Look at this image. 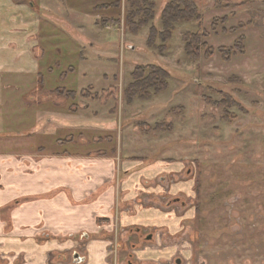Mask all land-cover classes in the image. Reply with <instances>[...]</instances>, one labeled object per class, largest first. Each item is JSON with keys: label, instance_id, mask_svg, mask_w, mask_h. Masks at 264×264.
Returning <instances> with one entry per match:
<instances>
[{"label": "rangeland", "instance_id": "1", "mask_svg": "<svg viewBox=\"0 0 264 264\" xmlns=\"http://www.w3.org/2000/svg\"><path fill=\"white\" fill-rule=\"evenodd\" d=\"M149 1L154 18L133 33L128 0H43L51 12L42 77L29 90L17 82V125L34 128L32 151L41 140L52 154L183 164L168 180L193 187L188 264H264V0H193L201 22L177 24L151 48L149 31L162 32L171 0ZM189 33L206 45L196 61L184 51ZM138 66L165 70L168 87L127 103ZM63 89L74 95H59Z\"/></svg>", "mask_w": 264, "mask_h": 264}, {"label": "crops", "instance_id": "2", "mask_svg": "<svg viewBox=\"0 0 264 264\" xmlns=\"http://www.w3.org/2000/svg\"><path fill=\"white\" fill-rule=\"evenodd\" d=\"M42 3L0 0V264H188L193 187L168 180L183 164L52 154L47 134L32 151L34 128L17 125V82L29 90L42 77L51 12Z\"/></svg>", "mask_w": 264, "mask_h": 264}, {"label": "trees", "instance_id": "3", "mask_svg": "<svg viewBox=\"0 0 264 264\" xmlns=\"http://www.w3.org/2000/svg\"><path fill=\"white\" fill-rule=\"evenodd\" d=\"M155 3L149 0H128V11L126 15L127 26L133 33H137L142 27L147 26L154 18ZM162 32L158 33L154 28L149 31L147 46H154L157 35L165 42L172 36L174 28L179 23L201 22L200 14L193 0H171L167 3L161 13ZM184 51L186 57L191 61L200 58L201 52L206 48L201 36L189 33L183 36ZM206 52L205 57H208ZM131 82L124 90V98L127 103L134 99L147 101L168 87L169 74L156 66L135 67L130 75ZM59 95L70 97L74 93L65 89L57 91Z\"/></svg>", "mask_w": 264, "mask_h": 264}, {"label": "water", "instance_id": "4", "mask_svg": "<svg viewBox=\"0 0 264 264\" xmlns=\"http://www.w3.org/2000/svg\"><path fill=\"white\" fill-rule=\"evenodd\" d=\"M149 239H150V237H149L147 240H149ZM75 258L78 259V256L76 255ZM176 264H180V261L177 260V261H176Z\"/></svg>", "mask_w": 264, "mask_h": 264}, {"label": "built area", "instance_id": "5", "mask_svg": "<svg viewBox=\"0 0 264 264\" xmlns=\"http://www.w3.org/2000/svg\"><path fill=\"white\" fill-rule=\"evenodd\" d=\"M174 264V263H173Z\"/></svg>", "mask_w": 264, "mask_h": 264}]
</instances>
